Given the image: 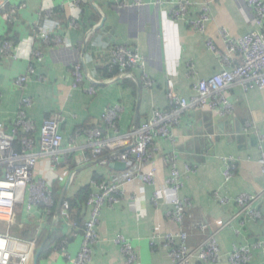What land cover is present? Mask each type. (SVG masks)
<instances>
[{
  "label": "crops",
  "instance_id": "0c3cea01",
  "mask_svg": "<svg viewBox=\"0 0 264 264\" xmlns=\"http://www.w3.org/2000/svg\"><path fill=\"white\" fill-rule=\"evenodd\" d=\"M179 4L186 7V14L173 21ZM6 8L12 19L5 21L0 13V37L10 47L0 53V124L4 132L11 136L23 133L20 138L30 140L31 152L38 153L43 122L54 116L62 119L60 165H52L49 158H39L33 170L34 181H42L53 198L58 194V201L47 216L42 204L32 205L28 211L26 197L23 205H18L20 214L15 209L17 216L10 223L9 233L34 244L46 235L42 242L45 244L52 227L60 221L65 235L43 259L39 257L38 264H72L80 252L88 208L86 203L71 208L65 219L60 211L56 213L61 196L64 201L73 198L84 186L92 193V183L120 172L95 160L84 131L96 127L105 136L111 135L102 115L115 105L123 110L116 125L120 135L147 121L152 111L168 110V81H172L178 96L190 99L198 81L209 79L222 69L215 50H223L224 38L262 32L264 26L254 25L253 12L244 0H218L212 5H206V0H80L79 4L73 0H10ZM203 8L207 9V20L193 27L191 23L199 20ZM35 26L46 29L47 42L32 35ZM115 46L145 58V73L153 81L150 92L142 89L139 71H133L130 78L103 77L106 72L100 70L113 66ZM77 65L82 77L80 85H76L73 76ZM19 77L27 78L23 89L16 86ZM227 97L235 107L231 117L222 119L209 112L188 111L174 129L176 144L156 140L150 149L157 155L173 154L181 173L185 164L194 167L179 192V198L191 205L181 230L190 251L218 231L221 259L214 264H231L229 257L234 246L248 247L264 241V200L256 205L262 214L259 221H248L240 228L239 220L233 219L238 211L235 199L240 194L260 193L264 189L260 164L264 156V93L256 89L244 93L234 87L227 91ZM22 98L29 99L30 106L23 108ZM20 110H24L25 120L33 127L30 134L17 126ZM223 121L228 124L223 125L221 138L214 139L217 132L207 136L209 124L213 128ZM245 125L257 129V133L252 129L245 133ZM236 129L241 139H237ZM20 138L16 141L19 144ZM227 158L236 160L229 181L224 177L223 160ZM70 165L75 168L71 170ZM5 169L3 165L0 171ZM123 191L121 202L103 209L96 229L98 240L91 247L88 264H124L120 247L115 244L119 236L132 244L139 264H172L168 249L151 244L155 231L164 235L179 230L167 217L172 206L161 203L155 207L151 201L152 186L136 183ZM218 222L230 224L219 230ZM202 225L206 226L204 231L200 229ZM63 240L67 241L63 248L70 260L60 256ZM179 245L175 238L174 247ZM250 251L248 264H264L262 249L253 247ZM32 261L33 258L29 264ZM189 264L211 263L192 258Z\"/></svg>",
  "mask_w": 264,
  "mask_h": 264
},
{
  "label": "built area",
  "instance_id": "2783aa9c",
  "mask_svg": "<svg viewBox=\"0 0 264 264\" xmlns=\"http://www.w3.org/2000/svg\"><path fill=\"white\" fill-rule=\"evenodd\" d=\"M10 0H0V13H3L5 21L12 19L10 10L6 8ZM79 4L80 0H73ZM218 0H206V5H212ZM250 7L254 15V25L258 28L264 26V1L263 0H244ZM207 9L203 12L198 21L191 23L193 27L199 26L207 20L205 15ZM186 14V7L179 4L174 13L173 21L182 19ZM191 22V21H190ZM32 35L35 38L47 42L49 34L45 28L40 29L35 26ZM9 43L0 37V53L4 54L9 50ZM219 58L222 69L206 80L198 81L193 86L194 95L190 99L178 96L173 89L172 81L167 83L166 98L168 101V110L152 111L149 119L142 123L138 128H133L126 134H118L117 120L123 110L115 105L107 109L102 115V121L112 132L105 136L99 128H92L84 131L88 138V147L91 148L95 160L104 166L112 163H121L125 170L115 175L103 179L100 182L92 183L93 191L86 200L88 208V217L83 226V239L80 252L72 260V264H88L90 260L91 247L97 242V226L100 223L103 209L113 207L121 202L124 195V188L127 185L141 184L142 186H152L153 194L151 201L155 207L161 203L172 206V212L167 213L179 230L175 234L166 233L162 235L155 231L151 238V244L158 243L166 250L172 264H189L190 259L194 258L200 263H218L221 259L220 249L218 247L216 236L218 231L212 233L206 241L194 251L186 247V234L181 230L186 210L190 208V203L179 198V192L183 187V181L193 171V166L185 164L184 173H181L177 163L178 159L169 153L159 155L151 151L156 140H163L169 145L176 144L174 138V129L181 124L183 115L188 112H209L216 114L219 118L227 119L234 113V105L227 97V91L234 87H239L244 93L249 90H258L264 93V31H252L248 35L240 38H224L223 50H215ZM113 65L119 68V76L130 78L133 71H139L141 74V87L144 91L150 92L153 88V81L145 73L146 60L138 53L125 47L113 48ZM76 85L82 83L80 67L74 68ZM27 78L19 77L16 80V86L19 89L26 87ZM94 84H97L94 82ZM96 86V85H95ZM23 108L30 106L31 101L22 98ZM24 110L19 112L17 126L23 132L31 133L32 125L25 120ZM61 116H54L46 119L40 129L38 153L31 152V141L26 137L20 138L21 150L16 151L14 145L19 139L16 134L11 136L4 132L0 124V168L5 165L6 169L0 171V223L5 224L7 231L0 233V264H29L34 256L35 244L13 237L9 233L10 223L13 221L18 205H23L28 197L27 210L32 205L42 204L45 206L46 215L51 214L54 201L50 189L42 181H34V167L39 158H49L54 166L60 165V156L62 155L61 144L62 136L59 132L62 123ZM256 130L250 125H245L243 131ZM255 133V134H256ZM224 177L226 181L233 178V168L236 160L233 158L224 159ZM264 173V156L260 159ZM4 173V174H2ZM166 173V176L164 174ZM264 200V189L260 193L240 194L235 203L238 211L233 219L239 220L240 228H243L248 221L257 222L262 214L256 205ZM225 203L226 200H221ZM69 204L63 201L60 215L67 219L69 217ZM230 222H218L219 230L224 229ZM10 225V226H9ZM204 231L205 225L200 226ZM240 233V232H238ZM175 238L179 240L180 245L174 247ZM63 240L60 256L70 260L64 252L63 246L66 244ZM119 245L120 252L124 257V264H139V256L134 250L132 244L119 236L115 240ZM253 247L264 251V241L249 245L248 247L234 246L230 254L231 264H248L251 258Z\"/></svg>",
  "mask_w": 264,
  "mask_h": 264
},
{
  "label": "trees",
  "instance_id": "16d2710c",
  "mask_svg": "<svg viewBox=\"0 0 264 264\" xmlns=\"http://www.w3.org/2000/svg\"><path fill=\"white\" fill-rule=\"evenodd\" d=\"M100 72H106V74L103 75V77L105 79H109V78H112L114 76L119 75V68L117 67V65H113L112 67H110V69L100 70ZM140 83H141V81H140ZM141 124L140 123L138 125L136 124L135 128H138ZM23 135H24L23 133H17L16 137L20 138V136H23ZM14 147H15L16 151H20V144L18 142H15ZM69 167L71 170L75 168L73 165H70ZM54 191L60 193V190L54 189ZM90 194H91V190L88 188V186H84L75 194V196L73 198H66L65 202H67L69 204V211L68 212L70 213L71 208H75V207L81 206V204H83V203H86V200L90 196ZM58 198H59V195L57 194L54 196L53 199L55 202H57ZM52 228H53V230H52L51 234H49V237L46 239V242L43 245L42 253L40 255V259H43V255L50 252V250H52V248L55 245H57L59 240L62 239L63 236L65 235L64 231H63L62 224L60 221L55 223L54 227H52ZM5 231H7L6 225L0 223V232H5ZM8 231L11 233V227H10V230H8ZM41 236L42 237L40 239H38L35 243V251H37L39 249V247L41 246L42 242L44 241V239L46 237V235H41Z\"/></svg>",
  "mask_w": 264,
  "mask_h": 264
},
{
  "label": "water",
  "instance_id": "95a60500",
  "mask_svg": "<svg viewBox=\"0 0 264 264\" xmlns=\"http://www.w3.org/2000/svg\"><path fill=\"white\" fill-rule=\"evenodd\" d=\"M223 123H225V124H223ZM227 124H228V121H225V122L223 121L222 123L218 122L213 128H212V124H209L207 126V131H206L207 136H213L217 132L218 134L215 135L214 139L217 140L218 138H221L220 134L222 133L223 125H227ZM239 132L240 131L238 129H236V134H238L237 135V139H241V136L239 135ZM109 167L111 169H114V170L120 171V172L125 170V166L123 164H121V163H112V164H109ZM63 201H64V195L61 196V198H60V200H59V202L57 204L56 213H59ZM43 244L44 243H42V245L39 247V249L36 251V253H34L33 261H32L33 264H38L39 263V257H40V255L42 253Z\"/></svg>",
  "mask_w": 264,
  "mask_h": 264
},
{
  "label": "rangeland",
  "instance_id": "374dc122",
  "mask_svg": "<svg viewBox=\"0 0 264 264\" xmlns=\"http://www.w3.org/2000/svg\"><path fill=\"white\" fill-rule=\"evenodd\" d=\"M17 207H18V206H16V208H15V209H16V212H17V214H20V210H21V209H20L19 207H18V208H17ZM16 216H17V215H16ZM14 219H15V217H14ZM12 226H13V225H12ZM10 227H11V226H10Z\"/></svg>",
  "mask_w": 264,
  "mask_h": 264
}]
</instances>
